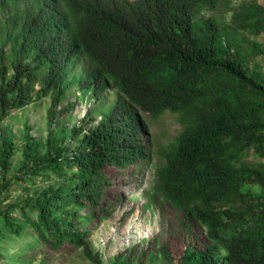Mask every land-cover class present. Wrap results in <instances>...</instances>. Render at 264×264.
Masks as SVG:
<instances>
[{
    "label": "trees",
    "instance_id": "obj_1",
    "mask_svg": "<svg viewBox=\"0 0 264 264\" xmlns=\"http://www.w3.org/2000/svg\"><path fill=\"white\" fill-rule=\"evenodd\" d=\"M231 2L1 0L9 13L0 32V122L50 97L51 128L54 109L77 90L114 93L115 102L88 131L71 130L74 145L65 129L43 140L27 126L19 145L12 137L0 146V264L12 243L20 257L35 248L42 264L47 250L63 247L102 264L88 227L110 210L100 206L110 183L104 169L139 163L142 173L153 155L144 129L165 112L182 131L160 152L155 191L183 215L190 237L178 262L164 245L150 261L264 264V162H249L264 159V77L246 46V34L264 32V4L243 3L230 22L204 15ZM18 150V172L7 180ZM198 227L202 244L193 240ZM113 264L140 263L128 252Z\"/></svg>",
    "mask_w": 264,
    "mask_h": 264
},
{
    "label": "rangeland",
    "instance_id": "obj_2",
    "mask_svg": "<svg viewBox=\"0 0 264 264\" xmlns=\"http://www.w3.org/2000/svg\"><path fill=\"white\" fill-rule=\"evenodd\" d=\"M250 0H232L231 6L222 5L214 11H205V16L214 15L230 22L233 15L240 11L243 3ZM264 4V0H258ZM8 10L0 0V32L1 24L5 22ZM248 49L255 47L251 57V67L264 77V32L259 36L246 34ZM114 93L98 98L91 92L81 93L76 91L54 109V118L51 119L49 112L52 107L50 97L37 100L32 104L12 113L0 122V146L14 138L16 145L22 141L25 128H31V135L37 139H46L53 130L60 134H67V142L75 144V138L71 130L75 126L82 127L88 131L89 128L100 122L103 112L102 106L111 105L115 102ZM63 129L64 133H63ZM148 135L149 145L152 152L151 164L142 167L138 164H131L119 171L115 167H106L104 172L108 175L110 183L105 186L104 196L100 200V206H110V210L98 211L100 215L95 218L89 229L88 240L92 249L99 254L102 264H113L114 258L120 253H130L135 256L140 264H166L164 261H150V258L158 253V249L164 245L173 255L176 262L183 254L189 234H186L181 220L183 215L173 209L169 204L164 203L155 191L156 169L160 160V152L175 142L176 137L182 131V125L177 116L165 112L160 119L148 121L144 129ZM82 136V135H81ZM21 162V152L17 151L13 158L12 167L7 175V180L13 178L18 172ZM249 162L258 164L264 159L252 157ZM1 183V178H0ZM43 185V184H42ZM13 188H17L15 182ZM39 188V187H38ZM37 188H30L29 191L19 188L18 191L8 193L3 191L2 198L9 202L20 194L33 193ZM254 193H260L261 187L253 185L250 188ZM99 210V209H98ZM102 216V217H100ZM26 239H23L24 242ZM193 240L199 244L205 242V235L198 227L195 230ZM9 257L6 264H42L43 258L35 259L37 253L35 248L31 256H21L17 253L19 246L10 244ZM144 252L147 256H144ZM47 257L44 264H94L84 255L82 249L74 250L72 247H63L59 253L54 251L45 252ZM149 253V254H148ZM46 257V256H45Z\"/></svg>",
    "mask_w": 264,
    "mask_h": 264
}]
</instances>
